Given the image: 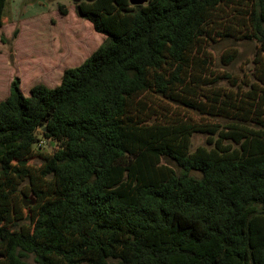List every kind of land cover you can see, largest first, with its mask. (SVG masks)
<instances>
[{
    "label": "trees",
    "instance_id": "obj_1",
    "mask_svg": "<svg viewBox=\"0 0 264 264\" xmlns=\"http://www.w3.org/2000/svg\"><path fill=\"white\" fill-rule=\"evenodd\" d=\"M75 10L101 44L58 85L25 96L14 77L0 100V264H264V0ZM235 33L257 45L255 80L225 89L237 81L211 47ZM195 132L208 148L190 150ZM41 139L55 146L33 167ZM27 190L37 202L21 224L14 198Z\"/></svg>",
    "mask_w": 264,
    "mask_h": 264
},
{
    "label": "rangeland",
    "instance_id": "obj_2",
    "mask_svg": "<svg viewBox=\"0 0 264 264\" xmlns=\"http://www.w3.org/2000/svg\"><path fill=\"white\" fill-rule=\"evenodd\" d=\"M146 2L147 0H130L132 5ZM59 5L66 8V14L59 12ZM3 19L4 23L0 27V100L8 95L9 85L14 77L19 78L20 90L25 96L29 95L30 87L35 84L47 87L58 85L63 71L82 63L103 39V35L95 32L87 20L77 16L75 3L70 0H7ZM14 30L16 33L13 35ZM256 47L255 41L239 38L237 33L229 38L216 36L211 47L213 65L217 70L232 73L237 81V85H230L231 80L220 81L218 85L225 89L232 86L243 89L255 80L252 75V59ZM172 114L183 116L184 119L189 117L196 123H208L218 129L232 121L224 116L208 113L191 111L188 114L180 108H174ZM206 139V134L202 132L193 133L190 150L199 146L208 148ZM54 144L51 140H39L35 146L37 155L30 158L28 163L33 167L39 166V154L48 151ZM166 162L175 167L172 162ZM192 174L198 175L196 172ZM24 187L26 190L27 181L24 182ZM14 201L22 212L23 219L19 223H27V215L36 204V198L29 191L21 194L18 192ZM28 261L36 264L32 257Z\"/></svg>",
    "mask_w": 264,
    "mask_h": 264
},
{
    "label": "water",
    "instance_id": "obj_3",
    "mask_svg": "<svg viewBox=\"0 0 264 264\" xmlns=\"http://www.w3.org/2000/svg\"><path fill=\"white\" fill-rule=\"evenodd\" d=\"M72 1L73 3H78L80 1H89V0H70ZM23 204L26 205V203L23 201Z\"/></svg>",
    "mask_w": 264,
    "mask_h": 264
},
{
    "label": "crops",
    "instance_id": "obj_4",
    "mask_svg": "<svg viewBox=\"0 0 264 264\" xmlns=\"http://www.w3.org/2000/svg\"><path fill=\"white\" fill-rule=\"evenodd\" d=\"M88 25L93 29V27H92V25H91L90 22L88 23ZM103 39H104V35H103ZM103 39H102V40H103Z\"/></svg>",
    "mask_w": 264,
    "mask_h": 264
}]
</instances>
